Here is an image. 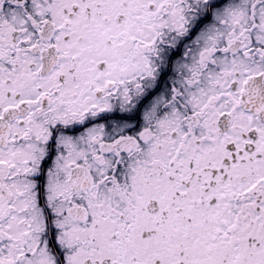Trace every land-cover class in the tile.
Wrapping results in <instances>:
<instances>
[{
  "label": "snow or ice",
  "instance_id": "6c2138e0",
  "mask_svg": "<svg viewBox=\"0 0 264 264\" xmlns=\"http://www.w3.org/2000/svg\"><path fill=\"white\" fill-rule=\"evenodd\" d=\"M0 264H264V0H0Z\"/></svg>",
  "mask_w": 264,
  "mask_h": 264
}]
</instances>
